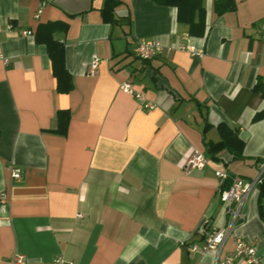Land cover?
Segmentation results:
<instances>
[{
	"label": "crops",
	"instance_id": "obj_1",
	"mask_svg": "<svg viewBox=\"0 0 264 264\" xmlns=\"http://www.w3.org/2000/svg\"><path fill=\"white\" fill-rule=\"evenodd\" d=\"M203 0L205 34L193 37L177 9L154 0H0V264H222L200 255L206 230L229 225L216 172L264 182V0H234L219 15ZM49 23L64 46L73 90L59 93L47 46ZM23 31L30 32L22 35ZM140 39L164 51L143 61ZM190 47V51L178 49ZM202 52V55L199 53ZM95 57V75L88 70ZM9 61L6 66L4 61ZM130 83L154 109L120 90ZM68 110L65 136L54 133ZM262 115L260 119L255 117ZM226 124L244 141L241 157L215 154ZM202 152L209 164L186 173ZM22 171L20 183L11 180ZM221 251L252 244L264 264V197L251 192ZM234 264H247L244 261Z\"/></svg>",
	"mask_w": 264,
	"mask_h": 264
},
{
	"label": "built area",
	"instance_id": "obj_2",
	"mask_svg": "<svg viewBox=\"0 0 264 264\" xmlns=\"http://www.w3.org/2000/svg\"><path fill=\"white\" fill-rule=\"evenodd\" d=\"M30 32L23 31L22 35H28ZM261 38L264 41V18L261 21ZM178 49L183 51H190L192 54H196L194 49L190 47L179 46ZM164 51L163 46L155 40L140 39L137 41L134 54L136 57L142 60H152ZM202 55V52L199 53ZM5 65H9V61H4ZM100 64V58L95 57L89 66V75H95ZM120 90L126 94L132 95L139 102V104L147 109H154V104L148 102L142 92H136L134 87L130 83H124L121 85ZM209 164V159L200 151H192L185 160L183 170L186 173H191L195 170H202ZM216 177L221 183V187L225 183H229L228 187L220 189V197L226 208V215L229 217V225L219 229L206 230V227L201 228V232L205 234L204 245L199 248L197 245L192 247V251L199 253L200 255H206L207 253H215L216 260L222 264H234L236 261H244L247 264H261V259L258 256L256 248L249 242L238 238L235 241V249L232 256L221 258V251L226 243V240L230 236V233L234 225L238 221H244L246 215L243 212L244 204L253 190L263 183L262 175H259L252 181L244 180L239 176H232L226 171L216 172ZM22 171L13 168L11 172V180L15 183L22 181ZM8 196L6 193H0V203H6ZM13 264H25V258L23 256H16L13 259ZM44 264H74L61 257Z\"/></svg>",
	"mask_w": 264,
	"mask_h": 264
},
{
	"label": "trees",
	"instance_id": "obj_3",
	"mask_svg": "<svg viewBox=\"0 0 264 264\" xmlns=\"http://www.w3.org/2000/svg\"><path fill=\"white\" fill-rule=\"evenodd\" d=\"M157 4L177 9V20L189 26V33L193 37H203L205 34V9L203 0H154ZM118 4L117 0H107L106 6L102 9L105 19L113 20L114 9ZM236 8L234 0H216L215 10L219 15ZM45 33L38 37L39 43L47 46L48 54L52 62L54 76L57 79V89L59 93H69L73 90L71 74L65 66V49L62 44L54 39L53 34L58 31H66L67 25L62 23H49L41 26ZM148 61V60H143ZM262 115L255 117V120ZM70 122V112L68 110L57 113V128L53 131L56 134L65 136ZM221 140L218 144L208 143L209 150L216 153L219 150L227 149L235 156L241 157L245 148L244 141L239 135L226 124L219 125ZM261 186V198L264 197V182ZM206 227V226H205Z\"/></svg>",
	"mask_w": 264,
	"mask_h": 264
}]
</instances>
